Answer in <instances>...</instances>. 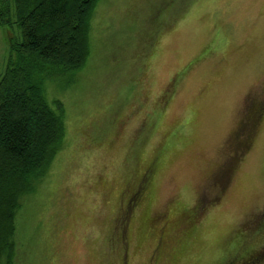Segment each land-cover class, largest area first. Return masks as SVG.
Here are the masks:
<instances>
[{"label":"rangeland","instance_id":"obj_1","mask_svg":"<svg viewBox=\"0 0 264 264\" xmlns=\"http://www.w3.org/2000/svg\"><path fill=\"white\" fill-rule=\"evenodd\" d=\"M10 39L22 40L20 27L0 26V78ZM90 52L85 71L51 93L64 138L19 198L16 264H118L116 212L156 154L126 264L232 261L237 236L264 223V119L245 151L235 144L245 104L264 93V0H100ZM149 126L130 177L129 146ZM256 246L250 264H264V231Z\"/></svg>","mask_w":264,"mask_h":264},{"label":"trees","instance_id":"obj_2","mask_svg":"<svg viewBox=\"0 0 264 264\" xmlns=\"http://www.w3.org/2000/svg\"><path fill=\"white\" fill-rule=\"evenodd\" d=\"M99 1L0 0V26L16 24L22 32L21 41L9 40L7 65L0 78V264H16L19 198L31 189L33 180L44 176L63 141V105L50 96L53 89L66 88L87 68L91 54V21ZM172 25L173 21L167 23L164 32ZM153 52L150 51L148 58ZM148 67L149 62L147 65L144 63L140 73L145 75ZM183 75V72L176 75L161 96L155 108L156 116L162 114L172 88L177 86ZM252 96L245 104L244 117L237 132L241 140H234L236 146L244 151L264 119V93ZM151 126L145 129L146 133L143 127L139 129L129 146L125 163L132 168L130 177L136 173L135 165ZM158 157L156 154L142 173L141 182L134 185L128 207L116 212L110 245L115 243L119 246L116 251L120 254L118 264L127 263L128 222L135 214L137 203L146 196ZM256 229L237 236L239 241L234 257L223 264L237 260L239 264H250L259 260L260 256L254 252L260 247L256 242L262 238L264 223ZM251 241L253 244L249 243ZM245 244L249 246L242 249ZM160 254L157 250L155 261L159 263Z\"/></svg>","mask_w":264,"mask_h":264}]
</instances>
